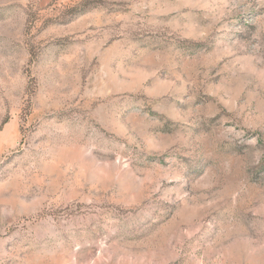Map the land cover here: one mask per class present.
I'll use <instances>...</instances> for the list:
<instances>
[{"label":"rangeland","instance_id":"obj_1","mask_svg":"<svg viewBox=\"0 0 264 264\" xmlns=\"http://www.w3.org/2000/svg\"><path fill=\"white\" fill-rule=\"evenodd\" d=\"M0 264H264V0H0Z\"/></svg>","mask_w":264,"mask_h":264}]
</instances>
